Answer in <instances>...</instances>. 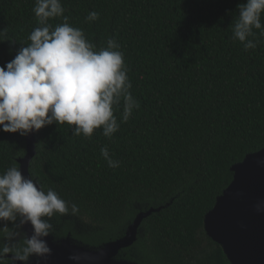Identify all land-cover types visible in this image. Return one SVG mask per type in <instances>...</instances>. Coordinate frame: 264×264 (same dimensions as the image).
Masks as SVG:
<instances>
[{"label":"trees","instance_id":"obj_1","mask_svg":"<svg viewBox=\"0 0 264 264\" xmlns=\"http://www.w3.org/2000/svg\"><path fill=\"white\" fill-rule=\"evenodd\" d=\"M246 2L61 0L68 23L97 49L109 38L120 45L140 107L111 139L101 129L90 139L74 136L67 123L37 132L33 179L79 208L76 215L51 219L56 240L70 236L98 248L124 236L140 212L165 206L144 220L137 241L118 259L231 264L207 235L204 220L233 182L232 167L264 148V36L253 29L258 43L248 51L232 39L237 6ZM34 4L0 0V31L7 33L0 66L40 26ZM92 11L99 18L89 22ZM122 111L121 104L114 113L118 121ZM27 136L0 130V174L14 162L19 166ZM105 146L118 167L102 157Z\"/></svg>","mask_w":264,"mask_h":264},{"label":"clouds","instance_id":"obj_2","mask_svg":"<svg viewBox=\"0 0 264 264\" xmlns=\"http://www.w3.org/2000/svg\"><path fill=\"white\" fill-rule=\"evenodd\" d=\"M237 8L232 39L239 41L244 51L255 49L258 41L254 42L253 29H259L264 36V0H247ZM64 11L61 0H35L33 13L40 26L28 36L29 43L0 66V130L27 136L54 123H67L74 126V136L90 139L95 130L101 129L102 135L111 139L120 124L140 107L130 91L124 53L111 38L106 47L97 49L82 29L68 23ZM57 17H62L63 23H49ZM98 18L99 14L92 11L86 20ZM6 39V31H0V42ZM121 104L123 111L118 121L114 113ZM100 153L109 167L119 166L107 146ZM255 207L257 212H264V200ZM78 212L75 203L69 205L52 188H45L32 177L25 178L20 167L12 163L0 174V264H28L34 256H50L52 250L44 238L53 231L51 219ZM7 222H12L13 227H8ZM29 223L30 236L21 231ZM69 259L79 264L81 257L73 254Z\"/></svg>","mask_w":264,"mask_h":264},{"label":"water","instance_id":"obj_3","mask_svg":"<svg viewBox=\"0 0 264 264\" xmlns=\"http://www.w3.org/2000/svg\"><path fill=\"white\" fill-rule=\"evenodd\" d=\"M37 132L27 136L26 155L18 159L25 178L32 177L30 166L37 155ZM261 161H264V148L234 165L231 169L233 182L205 216L207 235L222 247L231 264H264V212H257L255 207L258 201L264 200V164ZM164 207L140 212L128 225L124 236L98 248L78 244L70 236L56 240L49 235L44 239L52 250L51 255L46 258L34 256L28 264H77L69 259L73 254L81 257L79 264H138L118 259V256L135 244L144 220ZM21 231L30 236L31 224L23 225Z\"/></svg>","mask_w":264,"mask_h":264},{"label":"flooded vegetation","instance_id":"obj_4","mask_svg":"<svg viewBox=\"0 0 264 264\" xmlns=\"http://www.w3.org/2000/svg\"><path fill=\"white\" fill-rule=\"evenodd\" d=\"M8 256L10 257L11 254L9 253ZM17 264H24V262H17Z\"/></svg>","mask_w":264,"mask_h":264}]
</instances>
